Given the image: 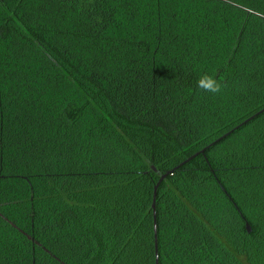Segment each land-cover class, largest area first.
I'll return each instance as SVG.
<instances>
[{
    "label": "trees",
    "instance_id": "16d2710c",
    "mask_svg": "<svg viewBox=\"0 0 264 264\" xmlns=\"http://www.w3.org/2000/svg\"><path fill=\"white\" fill-rule=\"evenodd\" d=\"M155 227L264 264V0H0V264H155Z\"/></svg>",
    "mask_w": 264,
    "mask_h": 264
},
{
    "label": "clouds",
    "instance_id": "9594fccd",
    "mask_svg": "<svg viewBox=\"0 0 264 264\" xmlns=\"http://www.w3.org/2000/svg\"><path fill=\"white\" fill-rule=\"evenodd\" d=\"M197 87L212 94H220L224 86L213 75L204 74L198 79Z\"/></svg>",
    "mask_w": 264,
    "mask_h": 264
},
{
    "label": "water",
    "instance_id": "95a60500",
    "mask_svg": "<svg viewBox=\"0 0 264 264\" xmlns=\"http://www.w3.org/2000/svg\"><path fill=\"white\" fill-rule=\"evenodd\" d=\"M223 136H225V134L224 135H222L221 137H223ZM221 137H219V138H221ZM218 138V139H219ZM217 139V140H218ZM204 151V149H202L200 152H203ZM191 157H189L188 159H190ZM171 171H169V172H167V173H165V174H163L160 178H159V180L157 181V183L154 185V190H153V197H152V208H153V213H154V226H155V200H156V192H157V189H158V186H159V184H160V182L166 177V175L168 174V173H170ZM247 226V230L248 231H250L251 230V228H250V226L247 224L246 225ZM154 240H155V254H156V260H155V264H158V256H157V233H156V227L154 228Z\"/></svg>",
    "mask_w": 264,
    "mask_h": 264
},
{
    "label": "rangeland",
    "instance_id": "374dc122",
    "mask_svg": "<svg viewBox=\"0 0 264 264\" xmlns=\"http://www.w3.org/2000/svg\"><path fill=\"white\" fill-rule=\"evenodd\" d=\"M244 264H248L246 261H244Z\"/></svg>",
    "mask_w": 264,
    "mask_h": 264
}]
</instances>
